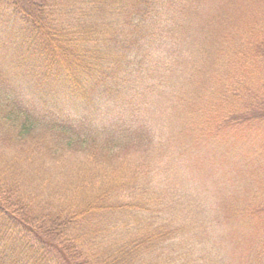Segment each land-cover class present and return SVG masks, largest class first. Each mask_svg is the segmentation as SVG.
<instances>
[{
    "label": "trees",
    "instance_id": "obj_1",
    "mask_svg": "<svg viewBox=\"0 0 264 264\" xmlns=\"http://www.w3.org/2000/svg\"><path fill=\"white\" fill-rule=\"evenodd\" d=\"M203 2L0 0V264H231L225 217L264 264V180L187 181L264 132V4Z\"/></svg>",
    "mask_w": 264,
    "mask_h": 264
},
{
    "label": "rangeland",
    "instance_id": "obj_2",
    "mask_svg": "<svg viewBox=\"0 0 264 264\" xmlns=\"http://www.w3.org/2000/svg\"><path fill=\"white\" fill-rule=\"evenodd\" d=\"M264 4V0H205L203 2L202 12L198 14V19L206 17L209 13L211 16L219 17L223 16V20L228 18L231 21L233 19H243V15L249 18L257 19L259 8ZM260 17V15H259ZM197 19V21H198ZM18 29H15L12 32H8L3 36L5 40V46H3L1 53L6 55L7 58L11 61H14L16 55H11L10 41L11 36L16 35ZM21 68L17 70L16 82L21 81V88H18L20 94L33 98L35 97V88L29 85V78L24 77V71ZM257 132L259 130H256ZM243 137V134H241ZM240 134H233L234 144H237V141L243 140ZM264 132L260 131L258 134L257 142L250 149L247 147L248 140L246 138L244 141H240L239 144L235 147L234 158L226 160L223 163L221 159H217L209 154L207 157L203 155H194L189 156L187 160L188 164V173L191 178H188V184H194L195 181L201 189H209L213 192L215 205L217 203H229L224 198L226 194H230V191H224V189H219L217 185V180L230 181L235 178H238V175L243 172V176H248L251 180L255 179L257 185L261 186L264 180ZM208 154V153H205ZM189 161V162H188ZM243 165H247L242 168ZM241 167V169H239ZM247 177V178H248ZM172 178L174 181H178V175L173 171ZM248 178V179H249ZM249 179V180H250ZM204 185V187L201 185ZM195 187V186H194ZM200 189V190H201ZM245 196V193H244ZM217 206V205H216ZM225 225L223 230V250L226 252L231 264H244L245 257L248 251V245L243 244V240L240 239V232L236 230V221L229 219L227 217L223 218ZM233 223V225H230ZM239 241V242H238ZM244 245V247H243Z\"/></svg>",
    "mask_w": 264,
    "mask_h": 264
}]
</instances>
